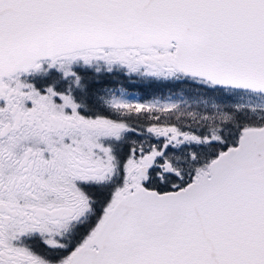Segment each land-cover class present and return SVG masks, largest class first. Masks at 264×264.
Returning <instances> with one entry per match:
<instances>
[{"label":"snow or ice","instance_id":"obj_1","mask_svg":"<svg viewBox=\"0 0 264 264\" xmlns=\"http://www.w3.org/2000/svg\"><path fill=\"white\" fill-rule=\"evenodd\" d=\"M0 264H264V0H0Z\"/></svg>","mask_w":264,"mask_h":264}]
</instances>
